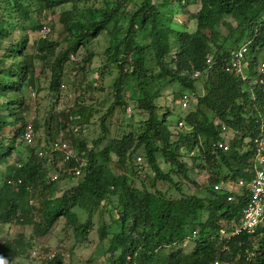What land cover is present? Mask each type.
I'll return each instance as SVG.
<instances>
[{
    "label": "trees",
    "instance_id": "1",
    "mask_svg": "<svg viewBox=\"0 0 264 264\" xmlns=\"http://www.w3.org/2000/svg\"><path fill=\"white\" fill-rule=\"evenodd\" d=\"M67 1L0 0V225L31 226L25 243L29 247L64 218L81 243L97 214L102 218L99 242H108L106 264H264V227L251 234H229L240 222L246 191L240 196L213 189L249 182L253 176V139L264 128V94L251 75L257 54L264 61V0H169L170 7L153 0H100L99 5L95 0H74L58 19L68 47L56 52V42L39 36L30 53L28 32L41 30L44 13ZM190 2L196 7L193 12L186 11ZM182 17L192 29L188 24L177 27ZM101 33L109 39L105 67L109 74L116 70V77L109 85L111 101L98 118L100 134L87 145L82 132L98 109L80 102L69 112L67 133L60 140L72 152L67 160L61 152L50 151L65 128L52 113L44 122L46 144L36 142V123L33 144H25L29 105L23 88L36 89L35 62L40 73H49L48 90L57 99L70 56ZM241 47L251 54L243 61L246 80L227 71ZM91 58L88 53L79 69L84 70ZM175 83L180 90L173 96L181 104L186 96L185 108L188 102L194 107L171 129L167 111L155 100L164 86ZM93 84L89 81L82 89L100 90ZM80 96L77 99L83 101ZM116 111L114 135L109 136L108 123ZM230 132L233 137L227 138ZM222 141L226 151L217 147ZM18 144L24 145L28 157L8 167ZM37 150L46 154L38 157ZM139 155L142 174L136 171ZM184 155L192 167L183 161ZM160 161L168 165L167 171ZM59 162L63 177L76 183L55 195L48 169ZM4 167L9 173L2 174ZM196 169L207 174L202 184L190 176ZM185 182L195 193L182 191ZM76 208L84 209L80 211L85 219ZM187 243L192 244L189 251L184 249ZM7 259L1 255L0 264ZM46 264L65 263L54 255Z\"/></svg>",
    "mask_w": 264,
    "mask_h": 264
},
{
    "label": "rangeland",
    "instance_id": "2",
    "mask_svg": "<svg viewBox=\"0 0 264 264\" xmlns=\"http://www.w3.org/2000/svg\"><path fill=\"white\" fill-rule=\"evenodd\" d=\"M85 0H80L84 2ZM88 1V0H87ZM94 1V0H89ZM158 6H168L170 7L169 0H153ZM96 5L100 4V0H95ZM72 3H75L74 0H69L59 7H56L48 13H44L41 17V24L47 25L51 31L47 34L41 32H28V42L27 47L28 51L32 52V43L39 36H46L47 39L57 43L56 52L59 50H65L68 47V37L62 33V25L58 22L59 16L62 12L70 10L72 8ZM77 3V2H76ZM185 5V4H184ZM196 10L195 4L190 2L186 5V11L193 12ZM177 27L183 28L187 24L190 26V29L193 28L192 23H185V17L177 18L176 20ZM108 35L106 33H101L97 38L90 40L88 44H85L84 47H80L76 54L71 55L68 63L64 69V82L60 87L59 95L57 99H53L50 91L48 90L49 86V73H40V64L38 61L35 62L36 65V76H35V87L34 92L30 91L28 88H23L24 93L27 95V102L29 105L28 110L25 112V122L27 124L35 123L38 125V139H36L37 144L44 146L46 142L44 141L47 137L46 128L44 122L48 115H52L57 119L61 125L64 123L65 128L60 132L58 137H56V144L61 145V138H63L64 133H67V122L66 118L68 117L69 112L72 109H75L77 103H85L88 106L98 109V113L94 114L90 120V124L83 129L82 137L85 138V141L88 146L92 139L96 138L100 134V129L98 127L99 117L105 112L109 102L111 101V91L109 85L116 77V70L112 74L108 73V68L105 67V56L104 50L108 46ZM92 53V58L89 61V64L84 66V70H80L79 66L83 64V58ZM245 58H249L251 54H246ZM257 64L254 67L253 74L251 75V80L256 78L255 71L258 64L263 61L261 54L256 56ZM93 81V87L96 85L100 87L98 91H84L82 88H87L88 82ZM197 88L199 93H202V87L200 82L197 83ZM180 90V86L175 84L166 85L163 87L161 93V98L156 99L155 103L157 105L163 106L164 110L167 111L166 119L171 123V129L174 128L175 122L178 118H183L194 105L188 102L187 108L181 107V99L174 97V91L177 92ZM79 95L83 97L82 99H77ZM162 115V112L160 113ZM117 111L114 112L113 116L110 119L109 129L110 135H114V126L117 122ZM52 123V122H51ZM53 125V124H52ZM61 127V126H60ZM178 127H183L178 126ZM113 130V131H112ZM14 132V130H13ZM233 137V134L227 133V138ZM36 142L34 143L36 145ZM245 141L244 143H246ZM107 142H104L101 147L105 146ZM50 147V146H49ZM68 148V146H67ZM246 149V146L243 147ZM70 149V148H69ZM183 152V151H182ZM194 155V154H193ZM142 160L143 156L139 155ZM28 157V153L24 145H17L12 156L9 158L7 165L10 167L14 165L16 159H22L23 161ZM183 161L190 167H192L191 159L184 155L182 158ZM60 164L57 163L55 168L48 169V177L50 178L54 174H58V179L54 182L53 188L55 195H60L61 192L65 189L70 188L76 183V180L69 181L67 178L63 177L62 172L60 173ZM160 166L163 171L168 170V165L163 164L160 161ZM10 169H1L2 174L9 173ZM57 172V173H56ZM118 174V172H115ZM190 176L198 184L205 182L207 174L203 170H192ZM163 186L162 185H159ZM184 193H195L193 185L185 182L182 187ZM237 192V190H236ZM40 196L37 195V200H40ZM38 203V201H37ZM84 209L76 208L75 211L78 213L81 220L85 219L83 212ZM103 218L106 223H109L108 215L104 214ZM102 218L99 215L93 217V229L88 234L85 241L77 243L74 235L70 228L65 226V219L61 218L54 225L52 230L45 236L39 239L31 241L30 246L28 247L25 243L31 236L32 228L31 226H20V225H0V256L5 255L8 257L7 261L4 264H46V261L54 255L60 257L65 264H106L105 259L108 256L107 248L108 242L104 240L99 242L97 228L100 225ZM111 231H114L115 228H110ZM109 230V231H110ZM20 235V238L18 237ZM192 247V244L187 243L184 245V249L189 251ZM164 252H168L167 249Z\"/></svg>",
    "mask_w": 264,
    "mask_h": 264
},
{
    "label": "built area",
    "instance_id": "3",
    "mask_svg": "<svg viewBox=\"0 0 264 264\" xmlns=\"http://www.w3.org/2000/svg\"><path fill=\"white\" fill-rule=\"evenodd\" d=\"M41 32L47 34L50 32V28L47 25H43ZM246 54V48H239L229 65L227 66V71H232L237 75H240L243 80H246L247 76L244 71L243 61ZM256 78L253 80V83L258 84L261 88L262 93L264 94V61H261L255 71ZM187 106V97L183 96L181 107L185 108ZM178 126H181V123H178ZM222 129H224L222 127ZM22 139L25 144L31 145L34 142V131L33 125L31 123L25 126V129L22 134ZM217 147L226 151L228 149L227 143L225 141L218 142ZM51 152H61L63 154L64 160H67L71 156L72 152L65 143L61 145L54 144L50 148ZM38 157H42L46 154L43 150L36 151ZM253 176L249 182H244L239 180L235 184H227L225 187L221 185H215L213 189L215 191H222L223 189L236 193L238 195H243L246 191L248 201L245 207L241 211V217L239 224L232 225L233 230L230 232V235L238 234L239 232H246L251 234L255 232L259 227H264V128L258 137L253 139ZM59 166L62 165V162H59ZM136 171L139 174L143 173L142 167H144V162L141 157L136 158ZM57 173V172H56ZM75 177L80 175L78 169L74 172ZM51 182H55L58 179V174L52 175L50 178ZM237 190V192H236ZM229 201L232 200V197L227 198ZM221 236H227L225 230H220ZM212 264H219L218 261H214Z\"/></svg>",
    "mask_w": 264,
    "mask_h": 264
}]
</instances>
